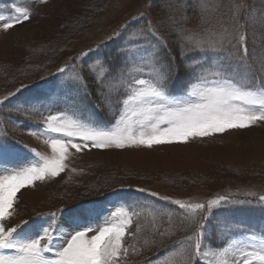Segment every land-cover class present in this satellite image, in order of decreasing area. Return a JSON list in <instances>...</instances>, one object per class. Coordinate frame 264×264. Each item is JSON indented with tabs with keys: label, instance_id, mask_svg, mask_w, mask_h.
Wrapping results in <instances>:
<instances>
[{
	"label": "rangeland",
	"instance_id": "rangeland-1",
	"mask_svg": "<svg viewBox=\"0 0 264 264\" xmlns=\"http://www.w3.org/2000/svg\"><path fill=\"white\" fill-rule=\"evenodd\" d=\"M13 4L28 7L31 16L7 31L0 23V99L8 97L0 105V140L25 149L30 155L25 154V158L21 150L20 155H0V175L37 162V153L52 155L45 143L49 137L42 134L43 120L49 113L41 109L43 115L26 114L13 109L35 103L42 93L39 86L47 82L48 90L58 83L59 67L63 64V68L71 67L74 58L87 77L89 90L95 89V103L92 104L89 93L84 95L74 89L53 95L51 100L55 103L49 107L65 109L69 114L76 112L80 118L101 127L114 123L115 115L102 101L97 83L80 63V55L90 51L89 60L100 57L116 69L124 63L121 46L128 43L133 30L148 21L160 35H168L169 44L176 50L174 28L185 33L219 32L231 28L233 12L239 9L246 39L249 34L252 36L248 46L256 57L250 59L255 71L253 81L264 84V72L259 71V64L264 62V0H0V13L15 15ZM204 4L207 11L202 10ZM143 47L136 45L137 49ZM192 55L206 57V62L212 63L217 54L193 52ZM180 57L184 59L181 52ZM162 58L167 62L169 56ZM227 63L229 69L244 71L235 61ZM187 83V77L178 81L172 76L168 81L171 95L182 96ZM118 95L121 94L114 93L112 98ZM65 164L59 176L37 181L17 193L13 215L4 221L5 227L21 225L34 217H42L46 222L48 213L113 191L117 204L112 212L124 209L140 213L132 217L129 232L135 235L125 237L129 255L121 258L122 264H183L180 249L195 227L189 226L185 211L173 203L176 200L207 204L219 197L229 198V204L215 208L207 221L205 244L213 248L230 239L248 241L252 236L264 234V202L258 199L264 196V122L246 129L191 138L186 143L155 145L151 149L85 148L81 152L70 149ZM122 192L127 195L119 202ZM81 207L92 209L87 215L108 214L101 206ZM93 218L85 216L76 228L61 229L57 237L62 240H53L49 257L54 258L55 250L64 246L74 231L103 226L102 216ZM166 232L168 235H160ZM92 234L95 233L89 232ZM23 235L26 239L29 236ZM174 250L177 254L170 255ZM211 264H220V260H212Z\"/></svg>",
	"mask_w": 264,
	"mask_h": 264
},
{
	"label": "snow or ice",
	"instance_id": "snow-or-ice-1",
	"mask_svg": "<svg viewBox=\"0 0 264 264\" xmlns=\"http://www.w3.org/2000/svg\"><path fill=\"white\" fill-rule=\"evenodd\" d=\"M207 8V4L202 5L203 11ZM12 9L15 15L0 13V23L5 31L31 16L28 7L13 4ZM238 12L239 9L233 12L231 28L219 32L172 30L185 60L184 70L188 78L185 92L179 97L171 95L168 88L172 75L181 71L171 56L169 37L160 35L150 21L130 33L128 43L121 46L124 63L116 69L100 57L89 60L90 51L83 52L81 65L87 68L97 83L102 101L115 115L114 123L109 127L84 120L76 112L69 114L65 109L49 107L55 103L51 100L53 95H63L74 89L88 95L87 77L76 66V58L71 67L59 69V82L42 92L35 103L15 106L13 110L26 114L43 115L41 109L49 113L44 117L42 134L49 137L45 143L52 155L40 156L37 153V162L21 170H11V174L0 175V264H122L121 258L129 255L124 240L126 235H135L129 232V226L133 215L140 216L138 212L114 211L105 219L103 226L74 231L66 244L55 250L54 258H50L48 253L53 251L57 233L65 225L76 228L78 221L92 209L68 208L48 213L39 233L27 239L15 235L27 221L22 225L5 227L4 221L13 215L17 193L26 186H34L37 181L59 176L65 170L70 149L76 152L85 148L151 149L155 145L186 143L191 138L246 129L264 122V84L257 85L253 81L255 71L250 59L255 60L256 57L249 51L247 33ZM137 44L143 45V49H137ZM162 52L169 53L167 62L163 60ZM193 52L217 55L212 63H207L206 57L193 56ZM225 52L229 54L225 55ZM227 61H235L244 71L239 72L236 68L230 71ZM129 68L131 72L126 71ZM259 71L264 72V62L259 64ZM114 93L121 95L113 99ZM6 99L8 97L0 99V105ZM16 151L14 144L0 140V155L9 156ZM31 151L35 152V149ZM151 195L156 196L157 193ZM258 199L264 202V196ZM229 202L228 197H219L207 204L173 201L185 211L189 226L195 227L180 249L183 264H201L202 261L211 264L216 259L220 264H264V234L252 236L248 241L230 239L217 248L205 244L210 215H214L215 208ZM149 214L155 216L154 213ZM89 232L95 234L89 235ZM9 252L11 254H7ZM176 254L175 250L170 253Z\"/></svg>",
	"mask_w": 264,
	"mask_h": 264
},
{
	"label": "trees",
	"instance_id": "trees-1",
	"mask_svg": "<svg viewBox=\"0 0 264 264\" xmlns=\"http://www.w3.org/2000/svg\"><path fill=\"white\" fill-rule=\"evenodd\" d=\"M252 41V36H250L249 34V38L247 39V42L250 44V40ZM169 47H170V53H171V56L175 58V63L177 65V67H179L181 69V71L179 73H175L173 74L172 76H175L177 77V80L178 81H183L185 78H186V75H185V70H184V59H182L180 57V51L177 52V49H173V47L171 46V44H169ZM249 48V46H248ZM162 56H166L168 55L169 56V53L168 52H162L161 53ZM87 90H88V96L89 98L92 100V104L95 103V100H94V92H95V89L93 87H91V89L89 90L88 86H87Z\"/></svg>",
	"mask_w": 264,
	"mask_h": 264
},
{
	"label": "bare ground",
	"instance_id": "bare-ground-1",
	"mask_svg": "<svg viewBox=\"0 0 264 264\" xmlns=\"http://www.w3.org/2000/svg\"><path fill=\"white\" fill-rule=\"evenodd\" d=\"M81 208H84V207H81ZM96 209H100V208H96ZM102 211H105V210H101V212H102ZM92 214H93V213H92ZM100 214H102V213H100ZM86 215H87V214H86Z\"/></svg>",
	"mask_w": 264,
	"mask_h": 264
}]
</instances>
